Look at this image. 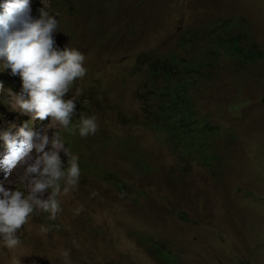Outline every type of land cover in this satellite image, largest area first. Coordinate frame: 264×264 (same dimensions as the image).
<instances>
[{
  "label": "rangeland",
  "instance_id": "1",
  "mask_svg": "<svg viewBox=\"0 0 264 264\" xmlns=\"http://www.w3.org/2000/svg\"><path fill=\"white\" fill-rule=\"evenodd\" d=\"M199 1L184 4L196 6ZM221 1L223 11L234 7L252 21L264 51V0ZM30 9L33 20L42 12L56 18V47L76 48L85 55L87 74L64 98L85 101L91 111L82 113L76 105L74 115L95 117L98 129L81 137L75 155L81 169L77 187L67 183V176L58 182L61 211L56 218L34 208L18 230L19 246L7 249L0 240V264H71L83 255L99 264H264V60L245 73H231L225 66L217 85L202 96L212 117L232 134L225 168L215 178L129 122L130 116L141 115L134 85L139 78L129 67L143 51L173 50L180 17L173 5L165 0H30ZM0 84V134L19 140L21 128L31 130L37 146L43 137L49 139L44 149L49 152L51 140L59 137L65 143L59 156L66 171L73 156L66 147L72 136L68 128L51 116L41 120L18 107L27 94L4 57ZM81 119L75 120L78 126ZM17 149L22 157L29 146L20 143ZM123 151L136 156L118 166ZM6 152L0 139V153ZM38 155L33 150L29 164ZM139 155L149 167L146 173L136 167ZM4 157L10 167L19 160ZM27 166L22 168L25 174ZM107 172L121 179L126 175L133 189L114 188L108 175L102 176ZM18 190L27 195L26 186ZM52 191H44L47 198ZM142 236L152 242L140 240ZM152 243L162 245L167 255L151 256L146 248Z\"/></svg>",
  "mask_w": 264,
  "mask_h": 264
},
{
  "label": "trees",
  "instance_id": "2",
  "mask_svg": "<svg viewBox=\"0 0 264 264\" xmlns=\"http://www.w3.org/2000/svg\"><path fill=\"white\" fill-rule=\"evenodd\" d=\"M165 1L180 15L176 45L167 53L143 51L129 67L132 76L139 78L134 85L141 106L140 118L132 115L129 122L158 136L181 160L197 163L211 177L218 178L225 168V151L232 134L212 117L202 96L217 85L225 66L231 73L240 70L245 73L263 62L264 51L257 41L252 21L234 7L223 11L226 7L222 6L221 0H201L196 6L184 4L192 0ZM188 18L190 23L186 22ZM76 105L82 113L91 111L85 101ZM107 107L113 105L107 103ZM72 116L68 127V136H72L66 142L75 156L83 140L75 121L81 117L74 113ZM126 141L121 142L126 144ZM123 152L118 166L136 154ZM146 165L139 155L136 167L146 173L149 169ZM106 175V180L114 188L133 189L126 175L121 179L120 174L117 177L107 172L102 174L103 178ZM176 175L182 174L178 172ZM139 239L152 242L149 237ZM146 251L158 258L167 255L160 244L152 243ZM77 256L80 258L79 253ZM171 260L174 263L172 257ZM78 263L99 264L85 255L78 262L71 261V264Z\"/></svg>",
  "mask_w": 264,
  "mask_h": 264
},
{
  "label": "clouds",
  "instance_id": "3",
  "mask_svg": "<svg viewBox=\"0 0 264 264\" xmlns=\"http://www.w3.org/2000/svg\"><path fill=\"white\" fill-rule=\"evenodd\" d=\"M0 57H4L13 75H19L27 98L18 101V107L34 118L45 119L51 116L61 126L68 128L76 109V99L64 97L77 80H82L87 69L84 67L85 55L76 48L55 46L53 34L58 23L55 17L42 12L39 19L33 20L30 12V0H4L0 4ZM3 85L0 84V88ZM81 90H76V96ZM98 124L95 117L82 118L79 135L86 137L95 134ZM16 137L8 133L0 134L7 146L5 154L18 163L12 167L7 164L5 154L0 153V240L7 249H15L21 241L18 230L28 223L34 208L42 209L55 219L61 211L56 197L60 194L59 181L67 176V183L73 188L79 183L81 169L78 157L72 156L70 166L63 170L59 152L65 143L59 138L51 140L52 151H44L49 139L43 137L38 146L34 142V132L21 128ZM74 137V136H73ZM20 143L27 144L29 151L22 153L17 149ZM67 147V146H66ZM35 150L38 157L29 164L31 153ZM69 150V149H68ZM21 162V163H20ZM20 163L19 166H17ZM24 165H28L22 172ZM33 174H36L35 176ZM21 176L23 180L15 177ZM33 176L28 188V178ZM26 186L27 195L19 191ZM53 191L47 200L39 198L46 189ZM68 188L64 192H68ZM41 231L46 232V228Z\"/></svg>",
  "mask_w": 264,
  "mask_h": 264
},
{
  "label": "bare ground",
  "instance_id": "4",
  "mask_svg": "<svg viewBox=\"0 0 264 264\" xmlns=\"http://www.w3.org/2000/svg\"><path fill=\"white\" fill-rule=\"evenodd\" d=\"M32 178H33V176H31V177L28 178V181H29L28 184H27L28 185V188L30 187V181H31ZM39 198L40 199H43V200H47L48 199L45 192H43L42 194H39Z\"/></svg>",
  "mask_w": 264,
  "mask_h": 264
}]
</instances>
